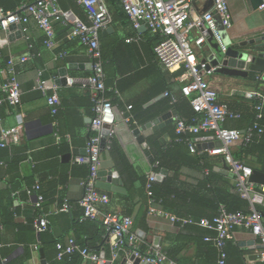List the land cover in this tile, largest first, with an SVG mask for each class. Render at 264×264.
<instances>
[{"label": "crops", "instance_id": "obj_1", "mask_svg": "<svg viewBox=\"0 0 264 264\" xmlns=\"http://www.w3.org/2000/svg\"><path fill=\"white\" fill-rule=\"evenodd\" d=\"M0 1L9 4L6 0ZM35 1L18 0V5ZM192 1L191 5L196 13H204L213 4V0H194V3ZM104 2L110 13L111 22L108 27H111V30L107 31V27L100 32L99 45L105 72V84L109 89L108 94L114 99L113 104L116 113L121 117L120 112L125 110L127 105L141 101L143 102V108L152 107L150 110L154 113L156 112L157 116L174 110L173 108L163 110V103L159 101L167 98L164 94L166 91H169L178 101L187 99L180 91L182 81H180L179 76L183 71L181 74L174 76L173 72L178 69L168 70L156 59L154 46L160 40L159 35L153 33L145 26H141L138 29L133 27L121 9L119 0H113L111 3L104 0ZM228 2L232 25L228 29L225 28L227 35L234 41L245 40L262 48L264 46V11L258 9L260 0H228ZM67 5V8L75 11L82 20H87L85 11L80 7L68 3ZM52 26L54 30V45L52 48L44 44L45 34L33 19L20 23L19 26L16 24L12 28L0 29V60L5 63L3 65L4 69L0 71V96L2 95L1 84L13 75L16 77L21 90V103L19 105L12 106L5 103L0 106V132L3 129L18 127L19 141L17 143L28 145V158L20 165L22 175H27L31 172L34 165L30 154H47V148L53 144H60L63 138L68 144V149L63 154L71 152L74 148L84 149L86 140L91 132L89 125L92 117V104L88 90L78 82L73 84H60L57 82L62 69L66 71L68 76L74 78L88 76L91 73V61L87 56L85 46L80 43L79 39L68 36L69 29L67 25L59 21H53ZM193 47L196 51V58L199 61L209 53L207 42L200 47ZM61 51L66 52V55L58 57L57 54ZM23 56H27L28 59L21 61L20 58ZM8 59L13 60L14 73L6 68ZM37 69H43V75L56 87V92L60 99L57 119H54L51 115L45 96L35 88ZM260 77L261 74H256L255 72L249 73L247 77L212 73L206 75L205 80L217 92L218 102L226 105L229 111L239 114L246 106L251 104V100L254 97L251 95L252 92L255 91L262 94L264 81ZM165 86L168 87L166 91L163 90ZM149 101L153 102L147 104ZM172 117L174 119V116ZM237 119L238 117L228 118L225 125L243 131L244 129L237 127ZM53 121H57L56 129L58 134L62 136L58 143L55 142ZM119 124H125L126 127L121 128L120 134L115 133L114 144L110 150L103 149L101 151L100 169L115 170L122 180V187L126 192L114 193L103 190L109 195L110 201L107 204H100L99 207L102 210L121 214H124V211L128 209L129 214L127 215H130L133 219L132 229L141 239V244L148 243V248L156 247L153 245V239L156 236L159 237V247L169 248L174 253V259L179 264H217L216 258L211 259L208 255L206 247L198 249L193 242H186L181 237V235L187 233V230L181 227L182 225L178 222L170 220L168 214L173 215L172 213L148 212L147 202L138 195L129 201L124 198L129 188L120 173V169L123 167L121 158L125 159L138 175L147 177L149 173L155 172L152 170L151 165L155 151L154 147H151L149 139L152 136H156L157 145L162 151L169 148L175 134L174 120L169 123H162L155 131L150 129L141 130L138 136L134 135L132 130L143 124L137 123L131 126L122 120H116V126ZM262 132L253 137H260ZM139 136L143 137L147 143L146 147H142V143L138 140ZM195 138L196 151L191 152L188 148L187 155L191 157L205 154L210 156L207 164L212 166L216 176H223L233 185L230 173L222 170L224 164L222 156L212 152L213 147L207 149L198 148L199 144L216 141L212 137V133L201 131L196 134ZM242 143V140H237L231 144L230 149L233 156H243L240 153ZM128 145H130L129 149L127 148ZM147 151L150 152L151 158L146 154ZM62 155L59 161L64 162ZM211 155L218 156L213 157ZM243 157V160L248 163L252 170L264 174V152L259 155ZM72 158L69 162H71ZM50 159L51 157H42L40 162L46 163ZM57 167L59 168V166ZM162 169L166 171L163 175L164 180L168 170L167 168H161L160 171ZM160 171L155 173L158 174ZM178 172L181 184L188 188H194L204 178L207 168L201 163L179 160ZM255 184L264 186V184ZM5 186V182L3 180L0 181V188H5ZM63 188L70 206L68 211L60 210L63 204L61 205L59 202L58 194L55 195L53 201H50V196H48L49 199L45 200V206L43 207L44 214L48 220V228L45 232L54 239L66 243L67 239L73 235L75 225L84 220L82 219V210L78 205V200L84 192V186L82 179L70 175ZM57 189H60L59 185ZM229 191L236 194L233 189ZM17 204L18 202L15 200L14 205ZM155 207L160 208L157 205ZM19 210L20 213L15 217V221L23 224L26 221L28 208L20 206ZM206 229L208 230L207 237H211L214 231L210 228ZM101 230L102 234L96 243L97 251H95L100 255L103 253L104 257H109L112 238L106 232L104 226ZM139 232L143 233L142 237ZM37 236L36 234L35 243L29 244L30 257L24 261V264H43L39 248H42L44 252L46 260L44 264H48L49 261L61 264V259H58L56 254L50 253V258L46 255ZM81 237L84 238V235ZM226 250V264H264V261L259 256L262 250L260 240L250 230L235 228L231 237L226 241ZM23 252L24 245L19 243L16 245L12 257L20 256ZM129 256L127 250H120L117 258L109 264H121L125 259L127 264ZM81 264L91 263L81 259ZM128 264L132 263L128 262Z\"/></svg>", "mask_w": 264, "mask_h": 264}, {"label": "built area", "instance_id": "obj_2", "mask_svg": "<svg viewBox=\"0 0 264 264\" xmlns=\"http://www.w3.org/2000/svg\"><path fill=\"white\" fill-rule=\"evenodd\" d=\"M76 1L85 11L86 21L82 20L72 9L61 7L58 0L25 2L21 3L16 10H5L0 6V29L5 30L10 24L25 23L29 19H33L45 34L44 44L52 48L54 45L52 23L59 21L68 26L69 37L78 38L80 43L85 46L87 56L91 61V73L88 76L66 77V83L78 82L88 90L93 112L89 125L91 134L84 147L85 154L73 156L71 162L85 164L88 168L86 177L82 179L84 192L78 200V205L82 210V219L96 220L104 225L106 232L112 238L110 255L101 257L95 250L88 246H81L69 237L66 243L56 242V257L62 259L66 255L77 252L82 261L91 264H109L117 258L120 250L125 249L151 264H179L159 246L148 248L142 253L140 251L141 239L132 229V217L118 212L105 211L99 207L100 204H107L110 201L109 195L96 187L97 172L101 163L100 154L103 149L110 150L116 133L113 97L108 94L109 89L105 84V72L99 45L100 32L109 26L111 17L104 0ZM119 1L133 27L138 29L145 26L159 35L160 40L154 46L156 59L168 70L184 68L183 73L179 76L182 81L180 91L183 96L190 99L196 116L187 121L183 117L174 115L175 133L177 134L175 140L185 142L189 150L195 152L196 138L194 136L201 131L211 132L212 137L220 141V146L213 147L212 152L222 156L227 165V171L233 179L234 191L248 203L246 211H228L224 207H220L212 219L201 218L197 222L191 218H181L171 214H168V217L171 221L179 222L180 225L197 223L202 227L212 229L215 235L206 237V239L213 241L218 250V264H226L225 244L233 230L235 228L250 230L260 240L262 250L259 256L264 261V221L262 213L256 208L258 205H264V186L257 185L250 180L252 168L244 161L236 159L230 149L234 141L247 142L254 135H259L263 129L254 125L240 131L225 125L228 118H236L239 114L229 111L226 105L218 102L217 92L205 80L206 75L213 73L214 67L208 68L205 62L197 60L193 47H200L205 42L204 32L209 31L224 49L214 16H219L221 24L226 29L231 27L228 0H213L211 8L204 13H196L191 5V0ZM258 9L264 11V0L260 1ZM65 55L64 51L57 54L58 57ZM27 59V56L20 58L21 61ZM6 68L12 73L15 72L12 59H8ZM3 69L0 66V71ZM35 88L45 96L51 115H55L60 99L56 87L43 76V69H37ZM1 91L0 106L4 103L12 106L21 103V90L14 75L1 84ZM164 94L170 96L171 104L176 103L177 99L172 94L167 91ZM251 95L258 99L263 98L259 92L254 91ZM256 108L259 109L260 106L256 105ZM131 109L132 105L129 104L125 110L120 112L121 120L128 125L136 124ZM258 116L260 115L258 114ZM52 124L55 130V142L58 143L62 136L57 132V121H53ZM104 124L110 125L107 133L103 132ZM102 139H104L103 147H101ZM18 141V127L3 129L0 132V147L11 143L15 144ZM155 175V172L148 174L147 187L155 180ZM27 193L32 196L34 206L42 210L44 197L40 193L38 180L35 181L31 189L27 190ZM69 207L68 201L65 200L60 210L68 211ZM148 212L164 213L160 208L155 207L153 200L150 201ZM33 227L37 234L47 230L48 220L44 213L34 219ZM0 264H2L1 261Z\"/></svg>", "mask_w": 264, "mask_h": 264}, {"label": "trees", "instance_id": "obj_3", "mask_svg": "<svg viewBox=\"0 0 264 264\" xmlns=\"http://www.w3.org/2000/svg\"><path fill=\"white\" fill-rule=\"evenodd\" d=\"M6 1L9 4L0 1V5H3L2 7L5 10H16L18 8L17 6H20V4L18 5V0ZM58 1L63 8L67 9L68 3L73 6H78L83 10L76 0ZM107 2L111 3L113 0H107ZM73 8L75 9V7ZM4 64L5 63L0 60V66L3 67ZM183 70L184 68H179L173 72V75L177 76L181 74ZM167 88L168 87L165 86L163 90L166 91L168 90ZM167 92L171 94L169 91ZM166 96L167 98L160 99L159 101L163 103V110H170L173 108L177 112V116L183 117L187 119V121H190L196 116V113L191 107L189 98L186 97L187 99H180V101L177 100L176 103L170 104V96ZM262 96V99L253 97L251 104L246 106V108L239 113L237 119V127L240 129H245L254 125L263 129L260 137H253L247 142L243 141L240 150L243 156L259 155L264 152V90L262 91ZM131 105V112L136 124H143L157 116L156 112L154 113L150 110L152 107L143 108L142 101ZM256 105H259L260 108L257 109ZM58 112L59 107L57 113L52 115L54 119H57ZM258 114L260 116H258ZM133 125L135 124L131 126ZM176 137L177 134L175 133L171 146L163 151L157 145L156 136L150 137L149 143L152 148L154 147L155 151L154 157L151 160L152 170L159 172L161 168H167L168 173L163 181H153L148 187L147 177L135 173L125 159L121 158L123 167L120 169V173L129 188L128 193L125 194V200L129 201L138 195L147 202L148 209L150 201L153 200L154 204L159 206L164 212L172 213L181 218H191L196 222L201 218L212 219L217 214L220 207H224L228 211H246L248 206L247 201L242 199L238 193L234 194L229 191L230 189L234 191V185L230 184L223 176L218 175L217 177L212 166L207 164V160L210 156L206 154L197 157L188 156L187 144L183 141H176ZM194 137H196V135ZM113 144L114 139L112 146ZM28 149V145L22 143H11L4 147H0V181L3 180L6 184L5 188H0V261L2 264H24V261L30 257L31 250L29 244L35 243L34 239L37 234L33 227V222L36 217L44 213V207L42 210L35 207L32 196L27 193V190L32 188L35 181L38 180L40 184V193L44 197L42 206H45L44 202L48 196H50V199H48L53 201L56 194H58L59 202L62 205L64 201L67 200L63 187L70 175L84 179L88 173V168L85 164L59 161L61 155L68 149V144L63 138L60 144H53L47 148V154H30L31 159L34 161V165L31 172L27 175H22L20 165L28 158ZM211 156L214 157L218 155ZM243 156L234 157L244 161ZM42 157H51V159L46 163H41L40 160ZM179 160L201 163L207 168V173L197 187L188 188L181 184L178 177ZM245 163L248 164L247 162ZM153 164H156V166ZM57 166H59V168ZM58 185L60 186L59 190L57 189ZM51 196H53V198H51ZM15 200L18 202L17 205H14ZM20 206L28 208L26 221L23 224L15 221V217L20 213ZM256 208L262 213L264 218V206L258 205ZM127 214H129L128 209L124 211V215ZM103 226L104 225L99 221L84 219L82 222L75 225V230L71 238L81 246H88L96 250V243L99 241L102 234L101 229ZM181 227L187 230V233L181 235L186 242H193L198 249L206 247L210 258H216L217 262L218 250L213 241L206 239L208 230L205 227L197 223H185ZM37 235V239L41 241L46 255L50 258V253L56 254L55 245L59 240L54 239L46 232ZM82 235H84V238L81 237ZM214 235L215 232L211 237ZM19 243L24 245V252L20 256L12 257L15 247ZM147 249L148 243L140 245V251L142 253L147 251ZM161 249H163L170 258H175L174 253L171 252L169 248L162 247ZM225 251H227L226 244ZM48 264L56 263L49 261ZM61 264H81V256L77 252L66 255L61 259Z\"/></svg>", "mask_w": 264, "mask_h": 264}, {"label": "water", "instance_id": "obj_4", "mask_svg": "<svg viewBox=\"0 0 264 264\" xmlns=\"http://www.w3.org/2000/svg\"><path fill=\"white\" fill-rule=\"evenodd\" d=\"M261 1V0H260ZM194 3V0L192 1ZM260 3V2H259ZM214 19L217 23L218 31L221 35V41L224 45V49L216 42L213 35L209 31H205V42L208 43V54L202 58L200 61L205 62L207 67H214L213 73L228 75V76H237V77H247V75L251 72L260 73L261 80L264 81V46L261 48L256 45H252L249 41H234L231 39L227 33L225 27L221 24L220 18L218 15L214 16ZM20 25V23H13L8 26V28L14 27V25ZM107 31L111 30V27L106 29ZM204 42V43H205ZM204 43L202 45H204ZM67 73L64 69H62L60 73V77L57 79V82L60 84L66 83ZM162 96V95H161ZM153 101H149L147 104H151ZM116 120H121V117L116 113V109H114ZM176 115V111H167L166 113L156 116L150 121H147L145 124L140 127H136L132 130L133 134L138 136L141 130L150 129L151 131H155L159 125L162 123L172 122L173 117ZM91 121V119H90ZM110 125L104 124L103 132L107 133ZM125 124H119L115 127L117 134H120L121 128H125ZM138 140L142 143V147H146L147 143L144 141L143 137L139 136ZM104 145V139L101 140V147ZM128 145V149H129ZM220 146V141L216 140L213 143H203L199 144L198 148H212ZM85 154V149H77L74 148L69 153H65L62 155V160L64 162H69L70 159L74 155ZM147 155L150 156V152H146ZM223 172L227 171V165L224 162L223 164ZM165 169H162L160 173L155 175V180L162 181L163 175L165 174ZM264 174L258 172L256 170H252V174L250 176V180L252 182L258 184H264ZM96 187L105 190L111 191L114 193H125V189L122 187V180L119 178L117 172L115 170L109 169H99L97 172V181ZM141 237L143 233H140ZM159 237H154L153 245L159 246ZM40 256L42 258V263L46 262L44 258V252L42 248H39ZM129 261L132 264H151L146 260H143L141 257H136L133 253L129 252ZM101 257H104L103 253H101ZM127 262V264H128ZM121 264H126V259L122 261Z\"/></svg>", "mask_w": 264, "mask_h": 264}]
</instances>
